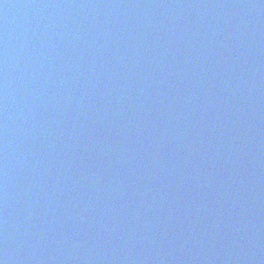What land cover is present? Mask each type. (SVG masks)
<instances>
[{
  "label": "water",
  "instance_id": "obj_1",
  "mask_svg": "<svg viewBox=\"0 0 264 264\" xmlns=\"http://www.w3.org/2000/svg\"><path fill=\"white\" fill-rule=\"evenodd\" d=\"M2 264H264V0H0Z\"/></svg>",
  "mask_w": 264,
  "mask_h": 264
},
{
  "label": "clouds",
  "instance_id": "obj_2",
  "mask_svg": "<svg viewBox=\"0 0 264 264\" xmlns=\"http://www.w3.org/2000/svg\"><path fill=\"white\" fill-rule=\"evenodd\" d=\"M0 264H2V262H0Z\"/></svg>",
  "mask_w": 264,
  "mask_h": 264
}]
</instances>
